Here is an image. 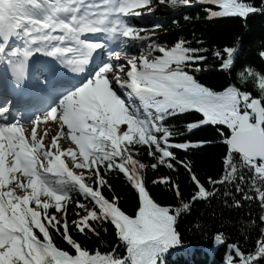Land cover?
<instances>
[{"label":"snow or ice","instance_id":"1","mask_svg":"<svg viewBox=\"0 0 264 264\" xmlns=\"http://www.w3.org/2000/svg\"><path fill=\"white\" fill-rule=\"evenodd\" d=\"M197 2L218 8L206 9L211 18L246 21L264 14V0ZM153 4L191 6L190 0H0V79L7 74L15 87H25L35 60L34 87L46 105L28 121V128L22 116L11 115L12 101L0 99V264H165L170 250L181 245L177 231L181 215L191 214L197 201L217 195L178 155L203 142H170L177 134L166 120L190 111L201 118L186 125L188 132L207 125L225 129H217L227 147L225 170L209 183L225 186L223 196L232 198V207H241V200H256L264 225V74L251 68L238 74L242 83L254 82L259 98L235 86L214 91L201 84L192 74L202 70L199 64L206 59L201 49L184 40L162 45L130 24L129 18L152 14ZM142 8L148 13L138 11ZM12 41L18 43L9 47ZM129 47H138L139 55L128 53ZM236 51L223 49L222 70L234 64ZM98 52H105L107 61L93 65ZM258 55L264 60V50ZM69 74L78 79L76 84L66 85ZM49 123L59 131L45 145ZM61 138L74 147L62 148ZM137 145H146L147 155L156 162L146 165L133 158L129 149ZM159 166L186 170L194 187L191 204L172 208L155 202L145 173L148 167ZM245 168L252 173L248 181ZM114 172L125 178L136 196L134 216L122 210L121 198L114 194L109 183ZM153 183L167 184L181 197L179 185L171 179ZM105 189L112 195L106 196ZM70 206L76 217L71 226ZM109 224L118 243L102 252L100 233H106ZM73 231L101 243L89 250ZM57 235L68 250L55 243ZM260 235L264 237V226ZM214 241L227 243L222 234ZM120 246L124 255H117ZM228 247V264H264V239L247 253L238 243Z\"/></svg>","mask_w":264,"mask_h":264},{"label":"trees","instance_id":"2","mask_svg":"<svg viewBox=\"0 0 264 264\" xmlns=\"http://www.w3.org/2000/svg\"><path fill=\"white\" fill-rule=\"evenodd\" d=\"M256 2L259 4V0ZM153 5L155 11L147 17L149 20L147 25L154 33V42L171 47L176 42L184 40L190 42L191 47L201 49V54L206 57L199 64L202 70L192 73L198 82L214 91H223L228 86H235L241 91L249 92L254 98L260 97V91L254 82L249 79L247 83H242L238 74L242 72L246 74L247 68L264 74V60L258 55L261 50H264V14L251 15L246 21L234 17L209 20L206 9L216 10L215 7L209 5L201 4L190 9ZM154 25L159 27L154 28ZM225 47H234L237 50L233 58L234 64L228 70L221 68L222 59L226 58V54L223 53ZM215 52H220L221 56H215ZM205 66L211 67V70L203 71ZM200 118V114L190 111L167 119L165 124L169 127L175 126L172 130L177 135L170 142H203V146L190 148L187 154L180 151L178 155L186 163H191L193 172L201 182L208 190L217 191V195L207 200L197 201L192 204L191 214L181 215L177 224L181 245L170 250L165 257V264H228L231 251L228 245L238 243L240 248L247 253L254 249L259 239H264L260 235V227L264 225H261L259 221L261 213L258 202L254 199L241 200V207H232L230 206L232 198L223 196L225 186H213L209 183L210 180H219L225 170L223 159L226 156L227 147L223 143L224 137L217 130L225 129L224 126L207 125L188 132L186 125L190 122L198 123ZM129 151L133 158L146 165L156 162L147 155L146 145L133 146ZM177 167L178 170H170L164 166H159L155 170L148 167L145 173L147 189L155 202L161 206L175 208L182 207L184 202L191 204L189 198L194 193L193 184L186 170L182 166ZM242 172L246 181L250 180L251 171L245 168ZM84 174L87 176L88 170H84ZM161 178H169L178 184L181 197H176L175 190L169 185L153 183L154 180ZM109 183L114 194L121 198L122 210L134 216L138 201L133 190L125 182V178L114 172L109 177ZM243 187L248 190V183H245ZM231 190L235 198L240 200L241 195L235 194V186H232ZM104 194L112 195L107 189ZM249 195H254V193L250 192ZM74 211L75 209L70 206L68 212L70 226L71 221L76 218L73 215ZM107 228L106 233L103 231L100 233L104 242V247L100 248L102 252L111 251L118 243L112 226L109 224ZM72 234L89 250H95L101 243L96 237L86 239L75 231ZM216 234H222L227 243L215 242ZM54 239L58 246L68 250V246L58 235ZM124 254L125 249L120 246L117 255Z\"/></svg>","mask_w":264,"mask_h":264},{"label":"rangeland","instance_id":"3","mask_svg":"<svg viewBox=\"0 0 264 264\" xmlns=\"http://www.w3.org/2000/svg\"><path fill=\"white\" fill-rule=\"evenodd\" d=\"M190 2H197V0H193V1H190ZM148 33H149V32H143L142 35H145V34L149 35ZM129 49H130V50H127L128 53H130L131 50L134 51L133 53H130V54H136V55L138 56L139 53H140V49H139L138 47H132V48L129 47ZM120 62L126 64V61H125V60H121ZM115 63H116V62H115ZM126 65H127V64H126ZM110 75H114V73H110ZM114 87H115V86H114ZM119 94L122 96V98L125 99V96L123 95V93H119ZM47 128H48V130H49V135L46 136L45 139H44V141H43V143H44L45 145L50 144V143H51V138H52L53 136H55V135L57 134V132L59 131V127H58L57 125H54V124H51V123L47 125ZM44 129H45V125H44V124L39 125V133H40V134L43 133ZM58 143L60 144V146H61L62 148L69 147V146L72 147V145L70 144V142H68L67 140H65V139H63V138H61V139L58 141Z\"/></svg>","mask_w":264,"mask_h":264},{"label":"bare ground","instance_id":"4","mask_svg":"<svg viewBox=\"0 0 264 264\" xmlns=\"http://www.w3.org/2000/svg\"><path fill=\"white\" fill-rule=\"evenodd\" d=\"M50 124V123H49Z\"/></svg>","mask_w":264,"mask_h":264}]
</instances>
